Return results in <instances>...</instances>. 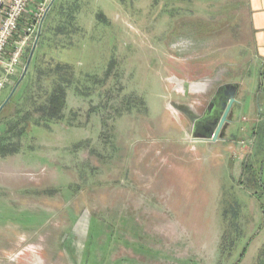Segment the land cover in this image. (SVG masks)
Wrapping results in <instances>:
<instances>
[{
    "label": "rangeland",
    "instance_id": "374dc122",
    "mask_svg": "<svg viewBox=\"0 0 264 264\" xmlns=\"http://www.w3.org/2000/svg\"><path fill=\"white\" fill-rule=\"evenodd\" d=\"M246 8L55 1L0 114V264H264V67L228 58L251 53ZM211 80L245 96L194 150L178 106L211 94L181 84Z\"/></svg>",
    "mask_w": 264,
    "mask_h": 264
},
{
    "label": "built area",
    "instance_id": "2783aa9c",
    "mask_svg": "<svg viewBox=\"0 0 264 264\" xmlns=\"http://www.w3.org/2000/svg\"><path fill=\"white\" fill-rule=\"evenodd\" d=\"M53 0H3L0 8V93L14 85L26 50L33 44ZM33 5L31 16L26 19ZM28 22L22 28V23ZM35 41V40H34Z\"/></svg>",
    "mask_w": 264,
    "mask_h": 264
},
{
    "label": "crops",
    "instance_id": "0c3cea01",
    "mask_svg": "<svg viewBox=\"0 0 264 264\" xmlns=\"http://www.w3.org/2000/svg\"><path fill=\"white\" fill-rule=\"evenodd\" d=\"M3 3V0H0V8H1V4ZM247 3V8L246 10H248V13L250 15V20L252 23V34H253V42L249 44L248 46V51L251 53H248V55L246 56V51L245 50H241L243 52V56H237L234 55L235 53L230 52L228 53L230 58V65L234 66L233 71L236 70V66L238 65L239 67L241 66L240 64H243L246 66L247 63L250 64H258V66H262L264 67V0H246ZM33 10V5L29 8L28 13L26 14L25 18L28 19L31 16V11ZM240 46V45H239ZM243 47V46H241ZM246 49V47L244 48ZM248 73V75H247ZM244 76H246L248 79L251 78L252 73H251V69H249L248 71L244 72ZM15 80V79H14ZM15 82V81H14ZM230 85H233L235 87L236 93H235V98L237 104L240 103V99L244 98L245 96V82H236V84H231V83H227ZM225 85V83L223 84ZM222 86V84H221ZM10 86H7L4 90L1 91L0 93V101L4 99L7 100L8 96L10 95L11 91H9ZM234 108H236L234 106ZM233 114H235V111H233ZM192 140V139H191ZM192 147L194 150H197V147L195 145H199V144H205L207 146V148L212 149L214 144H208V143H203V142H199V143H194L191 142ZM205 150V149H203ZM225 236L223 235V238ZM221 243H219L217 246L220 248ZM194 248L196 249V251L198 250V248H196V245L194 246ZM197 254L202 256L203 254H201V252L198 250Z\"/></svg>",
    "mask_w": 264,
    "mask_h": 264
},
{
    "label": "flooded vegetation",
    "instance_id": "af4514ba",
    "mask_svg": "<svg viewBox=\"0 0 264 264\" xmlns=\"http://www.w3.org/2000/svg\"><path fill=\"white\" fill-rule=\"evenodd\" d=\"M217 80H211L209 84L206 85H190L189 90H185L184 83L181 84V87L184 90V96L188 97L191 95V91L195 88L196 90L206 91L210 90L211 97L207 106L202 110L198 111L194 107H189L185 105H179L178 108L185 117L186 122L190 126V133L193 137H201L205 135H212L213 131L218 127L221 118L225 112V106L230 102L231 96L235 95L236 90L233 85L225 84L218 86L214 91L211 90L216 84ZM197 91V92H198ZM235 106V105H234ZM233 106V107H234ZM224 127L220 133L219 140L220 142L224 137ZM196 142V141H195ZM199 143V142H197ZM204 143V142H203ZM216 143H211L216 144ZM209 144V143H208Z\"/></svg>",
    "mask_w": 264,
    "mask_h": 264
},
{
    "label": "water",
    "instance_id": "95a60500",
    "mask_svg": "<svg viewBox=\"0 0 264 264\" xmlns=\"http://www.w3.org/2000/svg\"><path fill=\"white\" fill-rule=\"evenodd\" d=\"M56 0H53L52 4H51V7L50 9L52 8L53 4L55 3ZM47 14L45 15L44 19H43V22L46 18ZM43 22L37 32V36L35 38V41L33 43V46H32V49H31V52H30V55L28 57V60H27V63L24 67V70H23V73L18 81V83L15 85L12 93L10 94V96L8 97V99L4 102V104L0 107V113L4 110L5 106L8 104V102L10 101V99L12 98V96L15 94V92L17 91L19 85L23 82V80L25 79L28 71H29V68H30V65L33 61V58H34V55L36 53V50H37V47H38V44H39V40H40V37H41V31H42V25H43ZM191 83L189 82H185L184 83V88L185 90H189V87H190ZM237 103L236 101V98H235V95H232L231 96V99H230V102L227 106H225V112L221 118V121L218 125V127L213 131V134L212 135H205V136H201V137H196L192 139V141H196V142H204V143H216L218 140H219V136H220V133L223 129V127L225 126V123L228 121V118L230 116H233V106Z\"/></svg>",
    "mask_w": 264,
    "mask_h": 264
},
{
    "label": "trees",
    "instance_id": "16d2710c",
    "mask_svg": "<svg viewBox=\"0 0 264 264\" xmlns=\"http://www.w3.org/2000/svg\"><path fill=\"white\" fill-rule=\"evenodd\" d=\"M29 53H30V52H29ZM28 56H29V55H28ZM33 59H34V58H33ZM27 60H28V58H27ZM13 89H14V88H13ZM13 89H12V90H13ZM10 94H11V93H10ZM14 95H15V94H14ZM14 95H13V96H14ZM13 96H12V98H13ZM12 98L10 99V101L8 102V104H10ZM8 104H7V105H8ZM2 112H3V111H2ZM2 112H1V113H2ZM1 113H0V114H1ZM49 116H51V114H49ZM89 250H90V249H89ZM87 260H88V259H87Z\"/></svg>",
    "mask_w": 264,
    "mask_h": 264
}]
</instances>
